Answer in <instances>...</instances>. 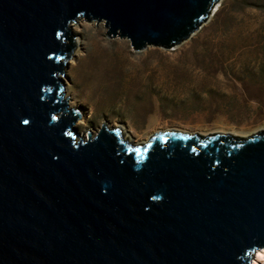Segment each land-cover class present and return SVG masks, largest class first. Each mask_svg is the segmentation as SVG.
Segmentation results:
<instances>
[{
	"label": "water",
	"instance_id": "obj_1",
	"mask_svg": "<svg viewBox=\"0 0 264 264\" xmlns=\"http://www.w3.org/2000/svg\"><path fill=\"white\" fill-rule=\"evenodd\" d=\"M219 1L0 0V264H253L264 131L84 140L64 89L72 22L169 50Z\"/></svg>",
	"mask_w": 264,
	"mask_h": 264
},
{
	"label": "rangeland",
	"instance_id": "obj_2",
	"mask_svg": "<svg viewBox=\"0 0 264 264\" xmlns=\"http://www.w3.org/2000/svg\"><path fill=\"white\" fill-rule=\"evenodd\" d=\"M70 32L76 49L64 89L80 113L73 124L80 139L87 131L95 137L102 124L131 145L163 131H264V0H220L169 50L134 52L126 39L108 40L102 23L72 22ZM256 255L252 263H264Z\"/></svg>",
	"mask_w": 264,
	"mask_h": 264
},
{
	"label": "bare ground",
	"instance_id": "obj_3",
	"mask_svg": "<svg viewBox=\"0 0 264 264\" xmlns=\"http://www.w3.org/2000/svg\"><path fill=\"white\" fill-rule=\"evenodd\" d=\"M256 256H257L258 260H260L261 262H264V252H262V253L258 252Z\"/></svg>",
	"mask_w": 264,
	"mask_h": 264
},
{
	"label": "snow or ice",
	"instance_id": "obj_4",
	"mask_svg": "<svg viewBox=\"0 0 264 264\" xmlns=\"http://www.w3.org/2000/svg\"><path fill=\"white\" fill-rule=\"evenodd\" d=\"M24 123H28V121H27V120H25V121H24ZM69 135H70V133H69Z\"/></svg>",
	"mask_w": 264,
	"mask_h": 264
}]
</instances>
